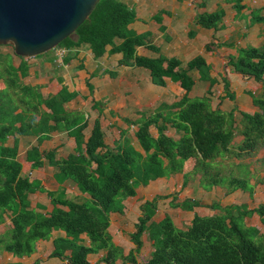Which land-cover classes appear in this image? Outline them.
Returning a JSON list of instances; mask_svg holds the SVG:
<instances>
[{"label": "trees", "instance_id": "16d2710c", "mask_svg": "<svg viewBox=\"0 0 264 264\" xmlns=\"http://www.w3.org/2000/svg\"><path fill=\"white\" fill-rule=\"evenodd\" d=\"M222 17L219 9L198 12L193 24L217 29ZM135 18L134 8L121 0H98L88 17L55 48L71 51L87 44L94 58L105 52L120 53L118 64L147 69L153 84L165 86L169 78L184 89L183 95L167 110L160 107L154 112H142L137 119H124L127 124L136 126L133 134L140 150L124 135L126 132L122 133V140L108 146L99 118H95L86 138L84 112L66 108V103L78 94L76 91H69L62 78H58L60 89L43 95L39 85L22 81L28 70L23 57L17 66L10 57L0 58V218L4 212H10V226L0 235V248L18 257L27 256L35 250L37 240L46 239L52 230L60 229L66 237L54 239L51 256L65 258L70 264H90L87 255L104 250L101 260L106 264H115L117 259L121 260L120 264H137L141 235L147 232L152 250L144 264H264V233L244 222L246 216L256 213L264 223V203L248 209L246 204L222 206L213 202L209 207L218 212L194 213L190 223L180 228L168 214L159 221L152 219L157 196L140 204L134 230L128 233L134 248L124 254L122 247L112 240L110 213H122L123 200L134 196L137 186L158 177L181 173L183 186L190 173H199L204 189L220 186L226 193L240 189L252 195L254 185L248 176L253 173L249 164L228 160L264 148V89L250 95L258 110L239 111L238 116L234 109L212 108L209 90L203 96L189 97L188 91L194 84L191 70L196 69L199 78L208 80L210 85L214 83L209 64L200 54L185 63L176 56L162 54L150 41L149 34L137 33L129 27ZM262 18L254 16V19ZM188 35L192 37L194 31L190 29ZM211 44L208 43L206 49L209 50ZM139 46L156 55L137 53ZM54 58L50 60L53 62ZM71 58L69 53L62 59L63 64ZM228 64L235 71L261 81L264 45L237 47L236 55L230 56ZM222 81L225 95L233 100L229 81L226 77H222ZM87 86L91 92L88 81ZM150 126L155 127L156 136L151 134ZM168 128H173L176 136L167 134ZM56 129H65L74 137L73 151L56 159L54 149L40 151L34 146L27 158L33 157L32 167L35 168L43 164L40 159L43 155L57 169L58 180H72L81 196L69 198L63 189L48 191L52 209L40 211L44 206L30 208L27 200L28 192L39 185L21 175L16 144L4 143L11 134H35L41 142ZM237 135L241 136L239 141H235ZM186 163L190 168L185 169ZM260 163L264 166V155ZM224 167L226 172L222 171ZM199 204L189 198L171 202V206L185 210ZM82 234L88 238V245L82 243ZM66 250L70 251L69 255L64 254Z\"/></svg>", "mask_w": 264, "mask_h": 264}, {"label": "crops", "instance_id": "0c3cea01", "mask_svg": "<svg viewBox=\"0 0 264 264\" xmlns=\"http://www.w3.org/2000/svg\"><path fill=\"white\" fill-rule=\"evenodd\" d=\"M121 1H123L130 7H133L135 10L136 18L132 23L129 24V27L132 30L137 33L147 32L151 38H149L150 41L153 44L158 43L159 41L160 43L158 44L163 48L166 46V44L164 43H176L177 41L179 42L180 40H182V44H175L174 47L182 48V55L190 53V55L188 56L181 57L179 55L181 51H178V54H176L165 52L164 49H162L161 51L164 53V55L176 56L180 60H182L183 63H185L195 55L200 54L204 57L206 63L209 64V74L215 80V83L210 85L209 81L199 78V74L196 69L191 70L190 73L194 78V84L188 91L189 97L203 96L207 94L209 90V92L211 93L208 96L210 97L212 108L218 107L224 111L234 109L235 116H238L239 111L253 113L254 111L258 110V108L252 103V98L250 95L252 93L258 94L257 90H259V93H261V91L264 89V77L261 81H256L252 77H245L244 75V78H248V86L242 87L241 75L243 74L235 71L234 68L228 64V60L230 56L236 55L237 47H261L264 45V19H254V16L257 15L260 17H264V0ZM217 9L222 10L223 12L220 27H218L217 29L203 28L193 24L194 16L196 15V13L212 12ZM190 29L194 31V35L192 37L188 35ZM181 33L182 39L179 38V36H181ZM200 43H202V45H205L206 43H212V45L210 46L209 50L207 49L206 52H203L204 46H202V48H197V44ZM222 43H230L231 45H222ZM168 46H170L169 49L171 48L175 52L176 49L172 47L173 44L172 46ZM140 48L144 47H137V53H139ZM69 53L72 55V58L69 62L63 64L62 59ZM143 55L155 56L156 53H145ZM113 56L115 57L117 66H119L120 64H118V59L121 57L120 53L109 55L107 52H105L102 56L94 58L87 44H82L79 47L73 48L71 51H68L64 48H59V50L54 49V51L47 50L45 52H42L40 55L23 57V60H25L28 64L27 74L23 77V82L32 85H39L41 93L43 95H48L54 94L60 89L61 83L58 82V78H62V83L67 86L69 91H76L78 93L73 99L66 103V108L69 111L73 112L77 110H81L84 112L87 121V126L83 130L85 137L87 138L90 135L95 118H99L101 128L105 134L104 140L107 144L106 128L102 120L104 117V113L106 112V109L103 108V106H105L104 102H106V98L101 96L99 98H96L92 91H101L105 89L106 85H110L112 77H110L109 74L111 72H114V75H118L119 77L117 80L115 78L114 82L112 81V83H117L120 85L123 81L127 82V77L123 76L124 68L130 70V79L134 81L135 85L138 87L140 81L136 74L137 72H139L137 71L138 68H141L136 66L120 65L121 68L118 69V73L116 74L115 70H117V68L112 69L111 67L100 65L103 60L110 59ZM53 57L55 58L52 62L50 59ZM141 69L148 71L145 68ZM224 69L227 70V73L229 74L228 77L224 74ZM223 76L226 77L229 81L230 90L234 95V99L230 100L229 97H225L224 92H222L221 94L218 93L220 98L218 97V101L214 103L213 98L215 89H217L218 86H222L223 90ZM87 81L91 85V92L89 91V88L87 86ZM168 81L172 83L176 88H178L179 91L176 93V95L170 94V98H168L167 101H160L154 108V110H146L148 109L146 105L151 99L149 98L148 90L154 92L156 88V85L151 83V79L149 81V85L147 84V86L145 87L147 88L145 97L148 96V99L146 98V102L144 105L142 103V100L138 99V92L140 88L130 89L132 90V92H124V95L122 93L121 95L119 93L121 91L119 90L115 91V103L126 110H130L131 112L136 113L135 117H131L126 113H124L123 116L121 114L120 118L122 119V122L125 123L126 121L124 119L128 118L133 120L137 119L141 116L142 112H154L155 109L160 107L167 110L174 102H176L185 92L177 82H172L169 78H166V85H157V88H166L168 85ZM236 83H238L237 85H239L237 88L239 89V91H234V89H231V84L233 86V84ZM202 86H204L205 89L201 94H199L197 90L200 91ZM195 91L196 93H194ZM218 92L220 91L218 90ZM126 95H130V97ZM102 99H105V101H103ZM232 102H235V104H232ZM111 125L113 126L110 127V129H112L113 127L118 128L119 134L118 136L113 138L111 145L107 144L110 147L114 146V143L117 140H122V133L127 132L128 130L125 124L122 125L116 122H111ZM153 129H155V127L150 126L151 134L153 136H156L157 132L154 134ZM166 133L169 134L167 130ZM124 135L127 136L126 133ZM37 138L38 135L35 134H11L8 135L7 140L4 144L8 146H13L14 144H16L17 159L21 163V175L29 177L30 180H34L39 185L38 188L31 190L27 194L29 207L35 209L39 205H42L45 209L39 208L40 211L44 210L48 212L52 209L50 197L47 194L48 191L58 192L60 189H63L66 196L69 198H80L81 193L72 180L68 178L63 181H61V179L58 180L59 174L57 169L49 162L48 159L43 157V155L40 158L43 161V164L41 166L33 168V157H30L28 159L27 154L28 152L30 153L32 147L37 146L40 151H48L54 149L55 158H62L73 151L75 140L74 137L70 136L65 129L53 130L49 133V136L46 139H43L41 142H38ZM240 139V135H237L235 137V141H239ZM135 148L139 149L136 146ZM187 168H190L189 163L185 164V169ZM195 174H189L185 182L186 188L191 186L190 179H196ZM180 178L183 179V175L181 173H174L166 177H158L154 180H150L146 185H139L136 187V194L134 196L126 197L123 200L124 208L122 213H110L109 231L112 235V240L117 245L122 247L124 254L127 253L130 249L134 248V243L130 240L128 235V233L133 231L134 229H128L129 225L131 224L127 223V218L129 217L126 216V212L128 211V213L131 216H134V218L137 220V217L140 215V204L145 200L151 199L147 195L151 194L153 197L154 195L160 194V190L162 188L164 189L166 185L168 187L172 186L173 188L176 181ZM199 178L200 176L198 177L197 181L200 186ZM171 180L172 183H170ZM182 183H184V179ZM250 183L254 185L256 181L253 180V182ZM172 188H168L166 192L170 193ZM139 190L142 191L140 197L138 195ZM205 190L209 191L211 190V188ZM237 191H241L243 193V190H234V192ZM197 192H199V194L201 193L200 190H198ZM187 196L188 197L186 198H190V195ZM186 198L184 196V199ZM156 205V210L152 217L154 221H159L165 214L171 216L170 213L164 211L165 213L160 215L161 218H156L158 216L159 209L158 202ZM214 211L212 213H214ZM182 212L184 213V215H182L183 218L188 217L190 219L193 217L191 216V213H198L195 212V207H193L192 210L182 209ZM212 213L198 214L208 215ZM135 219L132 222V226H134V223L136 222ZM114 222L118 224L117 229L118 231H120V242L122 241L123 243L116 242L114 239L115 235L112 232ZM189 223L190 220L188 221L187 225ZM175 225L179 227L177 224ZM187 225L182 228H185ZM9 226L10 212L6 211L2 214V218H0V235L3 234V232H5V230ZM117 229L115 230V232H117ZM123 235H126V238H124ZM144 235L145 232L141 235L142 246L136 256L137 264H144L152 250L151 240L149 239V237L148 240H146V236L144 237ZM64 237H66V234L63 230H52L48 238L39 239L36 241L35 250L31 254L22 257H18L13 253L0 248V264H68L69 262L65 258L51 256V252L54 249V239ZM80 237L82 243L86 245L89 244V240L85 234H82ZM145 248L146 257L144 259V262L141 263L139 260V256H142L141 253L145 250ZM69 253V250H66L64 252L65 255H69ZM104 254V250H99L96 253H89L87 255V260L90 264H105L104 262H101L102 256ZM120 263V259H117L115 261V264Z\"/></svg>", "mask_w": 264, "mask_h": 264}, {"label": "rangeland", "instance_id": "374dc122", "mask_svg": "<svg viewBox=\"0 0 264 264\" xmlns=\"http://www.w3.org/2000/svg\"><path fill=\"white\" fill-rule=\"evenodd\" d=\"M142 33H144L146 35L148 34L147 32H142ZM148 37L150 38L149 35H148ZM179 38L182 39V33H181V36H179ZM158 43H160V42L158 41ZM158 43H154V44L159 48L160 52H162L161 50L164 49L165 52H171V53H176V54H178V51H181L179 53V55L181 57L190 55V53L182 55V48L174 47L175 44H178V43L182 44V40H180L179 42L177 41L176 43H164V44H166V46L164 48L161 47ZM172 44H173V46H172ZM168 45H171L172 47H174L176 49L175 52L173 51V49H171V48L169 49L170 46H168ZM206 45H207V43L205 45H202V43H200V44H197V46H198L197 48H202V46H204L203 52H206L207 51V49L205 47ZM54 49L59 50V48H54ZM54 49L52 51H54ZM139 53L145 54V53H153V52L149 51L146 48H140ZM0 55H1L0 58H4L5 56L10 57L11 62L15 66H17L19 64L21 57H23V56L16 53L13 44L10 42L0 43ZM24 57H29V56H24ZM100 65L101 66H108V67H111L112 69L117 68V70H115L116 74L118 73V69L121 68L120 65L117 66L114 56L111 57L110 59L103 60ZM115 66H117V67H115ZM129 71H130L129 69L127 70V68H124L123 76L127 77V79H126L127 82L123 81L120 85L117 83L116 84L112 83V81L114 82L115 78L117 80L119 77H118V75H114V72H111L109 74V76L112 77V79H111L112 81H111L110 85H106L105 89L101 90V91L94 90V92H93L91 90L92 93H94V96L96 98H99L100 96L106 98V102H104L105 106H103V108L106 109V112L104 113V117L102 120H103V124L106 128V141H107V144H109V145H111L113 138L118 136V134H119L118 128L113 127L112 129H110V127L113 126V125H111V122H116L118 124H122V125L125 124L127 126V129H128L126 132L127 137L130 139V141L135 146L139 147L137 145L135 136L133 134L134 130L136 129V126L132 125V124H127V122L124 123V122H122V119L120 118L121 114L123 116L124 113L129 114V116H131V117H135L136 113L131 112L130 110H126V109L122 108L121 106H119L115 103L116 102L114 100L115 91L119 90V91H121L119 93L123 94L124 92H132V90H130V89H135V88L139 89L140 88L139 92H138V99L142 100V103L144 105L146 102V98L148 99V96L145 97L146 91H147V88H145V87L147 86V84L149 85L150 76H149L148 71H145V70H142L141 68H138L137 71H139V72H137L136 76L139 78L140 82H139L138 87H137L135 85V82L130 79ZM224 74L227 75V77L229 75L227 73L226 69H224ZM243 76H244V74L241 75L242 87L243 86L247 87L248 86L247 85L248 84V78H244ZM246 76L247 75H245V77ZM22 81H24L23 78H22ZM214 83H215V80H214ZM250 83H253V82H250ZM237 84L238 83L233 84V86L231 84V89H234V91L235 90L239 91V89H237L239 85H237ZM0 86H2L1 79H0ZM155 87L156 88H155L154 92H152L151 90H148L149 98H151V99L148 101V104L146 105L148 107V109H146V110H154V108L157 106V104L160 101H162V100L167 101L168 98H170L169 97L170 94L176 95V93L179 91L178 88H176L169 81H168L167 87L164 89L157 88V85ZM204 89H205L204 86H202L200 91L197 90V92L199 94H201L204 91ZM218 90L220 92H218ZM222 92H224V90H222V86H218V88L215 89L214 98H213L214 103H216L218 101L217 99L219 97V94H221ZM230 92H232V91L230 90ZM257 92L259 93V90H257ZM152 93H153V95H152ZM194 93H196V91ZM91 95H93V94H91ZM134 95H133V97H134ZM126 96L130 97V95H126ZM225 97H227V95H225ZM103 101H105V99ZM233 103L235 104V102H232V104ZM142 107H144V106H142ZM167 132L171 135L176 136L173 128L167 129ZM153 133L154 134L156 133L155 129H153ZM263 155H264V148L259 147L251 155H247V156L242 157V158L232 157L231 159L228 160V161H233V162L242 161L244 163L249 164L248 167L251 170V172L254 173V176L252 174V175L248 176V178H249L250 182H253V180L256 181V183L254 184L255 188H254V192L252 195H249V193L247 191H243V193L241 191H237V192L233 191L230 193H226L225 189L223 187H220V186H214L213 188H211V190L207 191L201 186V184H200V186L198 184L197 180H198V177L200 176V174L194 173L196 175V179L195 180L190 179L191 180V186H189L190 188L189 187L186 188L185 184L183 186H181L183 184L182 183L183 179L180 178L179 180L176 181L173 188H172V186L168 187L166 185L164 187V189L162 188L160 190L161 191L160 194L154 195L153 197L151 194L147 195L151 199L159 196V197H157L159 209H158V216L156 218H159V217L161 218V216H160L161 214L168 212L171 214L174 223L177 224L180 228L187 225L188 221L191 220L192 218L191 219L188 217L183 218L182 215H184V213L182 212V208L171 206V202L182 201L184 199V196H185V198L188 197L187 195H190L189 199H191V200L197 199V201L200 202L199 205L194 206L195 212H198L200 214L212 213L214 210H212L209 207V205L213 202H217L222 206H227L230 204H237V205L246 204L248 209L254 208L255 206L259 205L260 203H264V166L261 165V163H260V160L263 157ZM222 171L226 172V168L224 167L222 169ZM259 178H262L263 180L259 182L258 181ZM170 183H172V180L170 181ZM168 188H172L170 193L166 192V190ZM198 190L201 191L200 194H199V192H197ZM191 191H193V192H191ZM141 193H142V191L139 190V193H138L139 197H140ZM139 209H140V207H139ZM215 212H218V210H215L214 213ZM126 216L129 217V218H127L128 219L127 223L131 224V225H129L128 229L133 230L134 226H132V222L135 218H134V216H131L128 213V211L126 212ZM191 216H193V213H191ZM244 222L246 225L257 227L260 230V232L264 233V224H263V222L260 221L259 216L256 213H252L251 215L246 216L244 218ZM117 226H118V224L116 222H114L112 232L115 235V238H114L115 241L120 242V238H121L119 235L120 231H118ZM116 229H117V232H115ZM146 234L147 233L145 232L144 237L146 236L145 239L148 240V235H146ZM123 236H124V238H126L125 237L126 235H123ZM120 243H123V242L121 241ZM125 254H127V253H125ZM141 255L142 256H139V260L142 263V262H144V259L146 257V248L141 253ZM101 262H104V261L101 260Z\"/></svg>", "mask_w": 264, "mask_h": 264}, {"label": "water", "instance_id": "95a60500", "mask_svg": "<svg viewBox=\"0 0 264 264\" xmlns=\"http://www.w3.org/2000/svg\"><path fill=\"white\" fill-rule=\"evenodd\" d=\"M97 2L0 0V43H12L23 57L55 48L88 17Z\"/></svg>", "mask_w": 264, "mask_h": 264}]
</instances>
